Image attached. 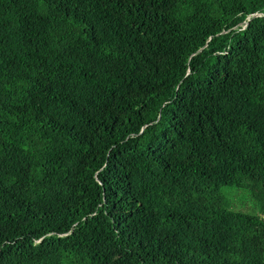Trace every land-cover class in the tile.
I'll list each match as a JSON object with an SVG mask.
<instances>
[{"label": "trees", "instance_id": "trees-1", "mask_svg": "<svg viewBox=\"0 0 264 264\" xmlns=\"http://www.w3.org/2000/svg\"><path fill=\"white\" fill-rule=\"evenodd\" d=\"M0 264H264V0H0Z\"/></svg>", "mask_w": 264, "mask_h": 264}, {"label": "water", "instance_id": "water-1", "mask_svg": "<svg viewBox=\"0 0 264 264\" xmlns=\"http://www.w3.org/2000/svg\"><path fill=\"white\" fill-rule=\"evenodd\" d=\"M257 15L256 14H253L252 16H251V18H255ZM247 24V22L244 24V25H246Z\"/></svg>", "mask_w": 264, "mask_h": 264}]
</instances>
